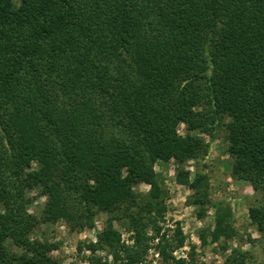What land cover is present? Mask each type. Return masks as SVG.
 Wrapping results in <instances>:
<instances>
[{"label": "trees", "instance_id": "1", "mask_svg": "<svg viewBox=\"0 0 264 264\" xmlns=\"http://www.w3.org/2000/svg\"><path fill=\"white\" fill-rule=\"evenodd\" d=\"M221 126L231 177L259 195L248 215L264 248V0H0V264H57L32 238L38 222L92 228L100 212L90 252L141 264L157 239L162 264L183 262L172 255L183 238L162 234L154 164L205 159L201 134L214 140ZM188 173L176 177L194 204L215 209L212 240L233 236L206 174ZM35 188L39 218L27 209ZM247 254L234 247L227 262Z\"/></svg>", "mask_w": 264, "mask_h": 264}, {"label": "rangeland", "instance_id": "2", "mask_svg": "<svg viewBox=\"0 0 264 264\" xmlns=\"http://www.w3.org/2000/svg\"><path fill=\"white\" fill-rule=\"evenodd\" d=\"M185 132L184 124H180L179 133ZM201 135L209 144L205 159L187 160L183 164H178L172 159L157 160L154 164L157 180L165 195L166 212L163 221H160V226L165 230L162 234L171 242L176 238L184 240L183 245L174 249L172 255L177 259H184L177 264H230L227 258L232 255V248L238 247L248 250L244 264H264V248L260 245L263 236L248 215L249 204L259 195L255 196L248 182L231 177L232 158L227 151L225 127L218 129L214 140L208 135ZM36 167L37 162L33 161L31 168ZM178 170L188 171L189 179L198 171L206 174L207 186L204 193L211 202H224L223 208L227 209L225 210L228 211V219L234 229L233 236L212 240L210 233L215 227V209L209 203L204 206L194 204L192 189L177 181ZM135 190L146 192L148 186L138 184ZM27 200L28 212L39 218L45 202L41 190H27ZM107 217L104 212L96 214L92 228H72L63 220L48 223L39 221L33 229L32 238L52 244L50 254L57 264H120V261L113 258L109 249L93 253L86 247L89 241L95 240L96 232L103 229ZM113 225L121 233V242L131 246L132 233L127 231L126 222L114 221ZM156 242L157 239L150 241L141 264H162V258L153 245ZM7 244L15 249L10 240ZM167 264H172V261H167Z\"/></svg>", "mask_w": 264, "mask_h": 264}]
</instances>
